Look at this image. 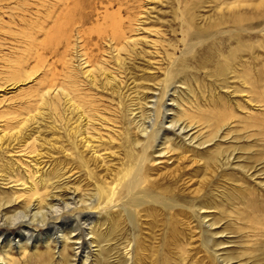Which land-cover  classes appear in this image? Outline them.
Masks as SVG:
<instances>
[{
	"label": "rangeland",
	"instance_id": "obj_1",
	"mask_svg": "<svg viewBox=\"0 0 264 264\" xmlns=\"http://www.w3.org/2000/svg\"><path fill=\"white\" fill-rule=\"evenodd\" d=\"M94 1L91 33L39 63L47 0L0 2V211L59 208L0 264H264V0ZM152 126L134 204L122 182Z\"/></svg>",
	"mask_w": 264,
	"mask_h": 264
},
{
	"label": "bare ground",
	"instance_id": "obj_2",
	"mask_svg": "<svg viewBox=\"0 0 264 264\" xmlns=\"http://www.w3.org/2000/svg\"><path fill=\"white\" fill-rule=\"evenodd\" d=\"M2 0H0L1 2ZM20 1V0H19ZM101 2H104L102 0H100ZM110 1V0H108ZM107 1V2H108ZM93 2H95L93 0ZM25 3V2H24ZM104 4V7L106 8V10L104 11V14L102 16V18L104 19V21H106V23L108 22V19L112 16H110L109 14H107V4ZM109 4V3H108ZM47 8L45 9L46 12V16L44 20L42 21H38L36 20L35 23L38 26V31L44 30L45 34H46V38L44 39V42H39L38 44H34V42L31 41L32 46H34V56H35V60L36 63H39V61H42L44 59H46V53L47 51H49L51 54H58L60 51V48L62 47L64 50H62L60 52V55L66 54L67 50L69 48H71L72 45H74L71 41L73 40L72 38H76V37H86L84 36L85 34H90L89 31L85 30L84 25L85 23L89 20L92 12L91 10H95V5H93V3L91 2V0H47ZM90 7L87 10V7ZM97 9V8H96ZM38 10V9H37ZM102 12V11H101ZM100 13V12H99ZM103 13V12H102ZM96 14V13H95ZM101 17V16H100ZM23 18V17H22ZM39 18V17H38ZM36 18V19H38ZM112 19V18H111ZM121 19V18H120ZM117 19H115V21H113V25H112V34H110V36L112 37V39H116V40H120L121 37V31L119 29V21H116ZM46 22V23H44ZM50 23V24H49ZM105 23V22H104ZM49 24V25H48ZM47 25V26H46ZM110 26V24H106L105 26ZM46 27V28H45ZM121 27V26H120ZM96 29V28H95ZM43 31V32H44ZM103 29L102 28H98V33L101 35H103ZM26 41V40H24ZM36 41V40H35ZM186 46V44H184ZM122 49V48H121ZM188 50L192 51V46L188 47ZM33 51V50H32ZM190 51V52H191ZM185 52V51H184ZM49 55V53H48ZM69 55V54H68ZM55 56V55H54ZM57 56V55H56ZM172 56V55H171ZM180 57V56H179ZM179 57L177 59H179ZM27 58V56H26ZM67 58V57H66ZM24 59V58H23ZM34 59V58H33ZM177 61V60H175ZM64 62V61H63ZM36 63L34 65H36ZM42 64V62H41ZM17 65V64H16ZM37 66V65H36ZM49 67V66H48ZM47 67V68H48ZM170 68V67H168ZM23 69V68H22ZM49 70V68L47 69V71ZM16 71V70H15ZM13 72L12 74H16V72ZM24 71V70H23ZM46 71V72H47ZM168 71V70H167ZM166 72V71H165ZM170 72V71H169ZM22 73V72H21ZM30 74V73H29ZM51 74V73H50ZM111 74V73H110ZM25 75L28 76V73H26ZM46 74H44L45 76ZM113 75V74H112ZM55 76V75H54ZM105 76V75H104ZM168 76V72L166 74V80ZM29 77V76H28ZM50 77V75H49ZM48 77V78H49ZM114 76L109 75V73L107 74V81L109 80L110 82H112L114 79H116V77L113 79ZM237 77V76H236ZM10 78V77H9ZM47 80V79H46ZM170 79L168 78L167 82ZM249 80V79H248ZM49 81H53L51 78L49 79ZM244 81V80H243ZM49 83V82H48ZM54 84V82H53ZM55 86V85H52ZM51 87V86H50ZM166 90V89H165ZM169 89H167L168 91ZM244 91V90H242ZM48 91H46L47 93ZM166 92V91H165ZM169 92V91H168ZM241 92V91H240ZM166 94V93H165ZM41 99L45 98V93L42 92L40 94ZM157 103V102H156ZM165 105V104H164ZM159 109V108H158ZM160 112V111H159ZM167 112V111H166ZM159 115V114H158ZM167 115V114H166ZM167 117V116H166ZM157 120V118H156ZM155 122V121H154ZM153 125V124H152ZM160 125V124H159ZM209 125V124H208ZM157 126V125H156ZM145 127L143 128L144 131V135L146 136L145 140H139L136 139V144L137 145H142L141 148V152L134 157L133 163L134 165L132 166V171L129 173V175L127 177H125L123 179L122 182V188H124V192H125V199H134L136 200V202H147L148 196L147 192L145 191V189H142L140 186L143 182V180H145L148 177V174L146 172V170L150 167V164H152L154 162V159L151 156H148V149L150 147V140L152 138H154L155 140H157L158 138L161 139L159 137L160 132L159 130L152 126L151 128ZM163 128V127H162ZM217 133V132H216ZM163 134V133H162ZM162 140V139H161ZM161 142V141H160ZM120 172V171H119ZM144 173L145 176H144ZM44 176V175H43ZM6 178V177H4ZM39 180V179H38ZM40 181V180H39ZM44 181V180H42ZM41 181V182H42ZM27 182V181H26ZM10 183V182H9ZM8 184V183H7ZM21 185V184H19ZM23 185V184H22ZM36 182L33 180L29 181V191L31 192V196L30 199L32 200L34 198V196L37 194V199L38 200V190L36 187ZM39 185V184H38ZM37 185V186H38ZM12 186V185H11ZM15 186V185H14ZM23 187V186H22ZM25 189V187H24ZM27 190V189H26ZM101 193V192H100ZM103 194V193H102ZM100 196V195H99ZM28 197V196H27ZM24 197V198H27ZM46 197V196H45ZM74 197V196H73ZM72 198H69L70 200L67 201L65 204L66 207H70V205L75 206L77 204V202ZM75 198V197H74ZM44 199V198H42ZM60 199V198H59ZM82 199V198H81ZM40 200H41V196H40ZM155 200V199H152ZM152 200H149L150 202ZM28 201V200H27ZM33 201V200H32ZM130 201H132L130 199ZM10 202L12 203L13 200H10ZM48 202V201H47ZM51 202V201H50ZM62 202V201H61ZM80 202V201H79ZM133 202V201H132ZM153 202V201H152ZM2 203V202H1ZM30 203V201H29ZM27 203V204H29ZM134 203V202H133ZM33 204V203H32ZM36 204V203H35ZM135 204V203H134ZM168 204V203H167ZM34 205V204H33ZM62 205V204H61ZM31 206V205H30ZM28 207L27 209L23 210V211H14L12 212V214H10L9 216H5L4 211H0V221L3 219V216H5V219H3L4 221L7 220L8 224H6L5 222L1 223L0 225H16L18 224L19 226L22 227L21 231L19 232L20 234L18 239H12V237H10L11 235H9V232H1L0 231V242H2V240L7 241V244L9 246V243L12 242V240H14V247L15 250L18 251V253L20 252H24V250L27 247H35V242L34 239L32 238L33 236V227H32V223H34V221H38V223L42 226H45L46 224H48L49 222L51 223L52 221H50V217H51V213L52 212H58L59 208H55L53 210H51V206L46 208L44 211L37 209L36 210V206L34 205L32 207ZM49 206V205H48ZM64 206V205H63ZM57 207V206H56ZM41 208V207H40ZM76 208V206H75ZM73 218V217H72ZM204 218V217H203ZM59 220V219H58ZM250 222V221H249ZM205 223V222H204ZM214 223H208L206 224V228L207 230L210 229V227L213 225ZM253 225V224H252ZM255 225V224H254ZM202 226V225H201ZM257 226V225H256ZM2 227V226H1ZM88 227V226H87ZM257 228V227H255ZM74 229V228H73ZM246 231V230H245ZM63 232V231H62ZM258 232V231H257ZM259 233V232H258ZM36 234V233H35ZM257 234V233H256ZM258 235V234H257ZM24 236H26V239H24ZM72 241L73 244L74 243H80V239H81V235L80 232L75 233L74 235H72ZM264 237V236H263ZM60 240V239H59ZM62 240V239H61ZM78 240V241H77ZM63 241V240H62ZM66 241V240H65ZM48 243V242H47ZM59 243V242H58ZM64 244V243H63ZM220 244V243H219ZM6 243H0V248L4 249ZM78 245V244H77ZM218 246V245H217ZM13 247V248H14ZM12 248V249H13ZM61 248H64L63 246H61ZM66 250V246L65 249ZM74 260H80V258H82L83 256V250L81 249V246L78 245L76 247H74ZM7 251V250H6ZM61 251V250H60ZM244 251V250H243ZM66 252V251H65ZM5 254V253H4ZM8 254V253H7ZM63 254V252H62ZM67 254V253H66ZM24 255V254H23ZM51 255V254H50ZM65 255V254H64ZM213 255L215 256L216 260H219L218 255L217 254V249L213 250ZM8 256V255H7ZM25 257V256H24ZM234 257V256H233ZM14 259V258H13ZM16 259V258H15ZM231 258H228L226 260V262L224 264H231L228 261H230ZM17 260V259H16ZM224 260V259H223ZM1 262H3L2 259H0ZM250 261V260H249ZM75 262V261H74ZM5 263V262H4ZM10 263V262H9ZM14 264V263H13ZM17 264V263H16ZM70 264V263H69ZM240 264V263H239ZM242 264V263H241Z\"/></svg>",
	"mask_w": 264,
	"mask_h": 264
}]
</instances>
